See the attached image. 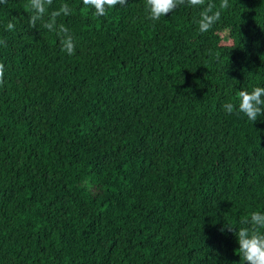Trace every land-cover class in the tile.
<instances>
[{"label": "trees", "instance_id": "1", "mask_svg": "<svg viewBox=\"0 0 264 264\" xmlns=\"http://www.w3.org/2000/svg\"><path fill=\"white\" fill-rule=\"evenodd\" d=\"M27 3L0 4V264H240L221 228L264 212V115L222 106L264 87V0L203 34L200 8L54 0L72 56Z\"/></svg>", "mask_w": 264, "mask_h": 264}, {"label": "clouds", "instance_id": "2", "mask_svg": "<svg viewBox=\"0 0 264 264\" xmlns=\"http://www.w3.org/2000/svg\"><path fill=\"white\" fill-rule=\"evenodd\" d=\"M54 0H28L25 5L29 13L28 24L35 29L42 27L48 32L55 33L59 39L61 50L69 56L75 54V37L70 29L63 23H58L61 16L72 15L73 9L67 3H62L58 10L49 11ZM7 0H0V4H6ZM146 18L150 21H158L179 7L200 8L199 19L195 21L200 33H206L212 29L220 19L221 10L229 8V0H220L219 5L206 0H144ZM84 8L93 9V16L104 17L109 9L117 6L127 7L128 0H82ZM15 24L7 23L6 30L13 31ZM0 41V44H3ZM6 46V45H5ZM4 65L0 64V83L3 82ZM227 114L234 112L243 113L250 121L256 122L258 116L264 115V87H255L251 91L238 92V104L226 102L223 106ZM240 226L226 223L221 232L234 233L239 245L236 255L240 257V264H264V212L253 211L250 216L239 222Z\"/></svg>", "mask_w": 264, "mask_h": 264}]
</instances>
